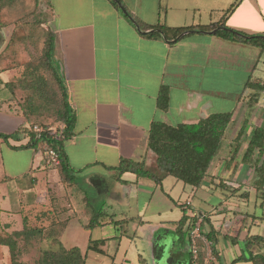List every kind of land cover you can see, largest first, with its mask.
Segmentation results:
<instances>
[{
  "label": "crops",
  "instance_id": "0c3cea01",
  "mask_svg": "<svg viewBox=\"0 0 264 264\" xmlns=\"http://www.w3.org/2000/svg\"><path fill=\"white\" fill-rule=\"evenodd\" d=\"M119 1L121 8L111 0H39L42 23L35 35L28 26L0 32V134L30 125L56 130L49 117L54 111L29 103L26 85L49 78L40 57L47 34H52L51 63L75 115L64 152L76 172L75 184H63L57 164L48 162L49 151L15 149L28 138L0 140V236L25 230L30 244L66 221L61 245L86 253L85 264H193L190 233L199 228L201 257L196 264H211L210 252L215 264L224 251L247 258L244 239L264 237L251 230L264 223V193L259 196L252 187L254 168L241 158L252 129L264 127V93L248 105L253 91L246 84L264 83V51L224 40L215 29L188 32L178 41L147 37L149 31L125 14L144 27L223 23L264 36V0ZM162 87L168 90L165 111L157 108ZM219 113H232V123L200 186L220 188L242 201L253 191L260 216L232 209L226 204L230 196L208 212L196 211L193 198L200 186H186L156 170V157L147 146L151 123L193 125ZM243 121L240 148L230 162ZM121 160L143 164L161 184L130 172L118 174L112 169ZM223 172L226 177H219ZM93 210L103 215L86 230ZM183 216L188 220L178 234ZM89 241H104L102 252L87 251ZM0 264H11L1 245Z\"/></svg>",
  "mask_w": 264,
  "mask_h": 264
},
{
  "label": "trees",
  "instance_id": "16d2710c",
  "mask_svg": "<svg viewBox=\"0 0 264 264\" xmlns=\"http://www.w3.org/2000/svg\"><path fill=\"white\" fill-rule=\"evenodd\" d=\"M17 0H8V4H14ZM120 8L119 0H111ZM39 0H35L38 4ZM231 8L230 10H232ZM229 10V11H230ZM228 11V12H229ZM125 17L131 19L144 31H149L147 37L163 36L167 41H178L188 32H210L216 30L215 35L228 41L247 44L258 47L264 51V36L247 35L243 32L226 28L223 23L209 26H193L183 28H171L166 25L142 26L128 12ZM40 57V62L49 73V78L43 81L27 83L31 91L28 97L29 103H42L54 111V134L49 130L52 126H38L39 131L33 130V126L19 127L10 134H0V140L6 142L9 139L18 140L20 137L28 138L25 146L15 149H32L37 151H54L58 158L57 169L63 184H75L76 172L70 167L64 144L71 139L75 124V115L69 106L66 89L60 79L59 74L52 66L53 39L52 34H47ZM246 88L253 91L248 105H254L261 93H264V83L248 82ZM157 108L165 111L168 108V90L162 87L157 98ZM232 113L212 114L193 125L170 126L159 122H153L148 132V149L154 153L156 170L165 176H170L182 182L186 186L198 187L207 175L208 169L218 153L220 143L225 138V132L232 123ZM246 121L241 123L236 136L233 139V149L230 155L232 162L240 148V140L244 134ZM241 163L251 165L254 168L252 187L259 196L264 193V127H255L247 146L243 152ZM111 170V169H110ZM118 174L130 172L136 176H143L160 185L161 179L156 175L144 170L141 163L130 160H121L119 165L113 168ZM103 215L102 212L93 210L89 223L84 227L91 230L98 225V221ZM188 218L183 216L177 223V233L180 234ZM116 223V222H115ZM66 227V221L59 222L54 228L41 235L42 240L49 243L47 249L40 252L37 264H85L86 253L81 252L77 247L65 249L61 245L60 236ZM28 242V234L25 230L12 232L4 237L0 236V245L7 247L11 264H23L20 261L21 246ZM104 241H89L87 251L101 253L99 249ZM244 246L247 258L238 257L231 264L247 261L251 264H264V254L260 251L264 249V237L250 236L244 239ZM214 257L218 260V254L212 249ZM200 255V253H199ZM201 257V255H200Z\"/></svg>",
  "mask_w": 264,
  "mask_h": 264
},
{
  "label": "rangeland",
  "instance_id": "374dc122",
  "mask_svg": "<svg viewBox=\"0 0 264 264\" xmlns=\"http://www.w3.org/2000/svg\"><path fill=\"white\" fill-rule=\"evenodd\" d=\"M38 10L39 8L37 4H35V0H17L14 4H8V0H0V32L3 34L4 29L10 30L11 28H13V26H28L34 31L33 35H35V30L39 28L42 23V18L37 14ZM33 52L34 54H36L35 51ZM0 95L2 96L3 93L0 92ZM49 117L50 119H54V112L53 115ZM38 155L41 156V153H38ZM225 173L226 172H223V174H221L219 177H226ZM206 180L208 181L209 178H206ZM225 196H230V201L226 204L229 205L232 209L240 208L244 213H249L251 215L255 214L256 216H260L263 213L258 206H255L258 200H256L253 191H251L248 200L242 201L238 199V197H233L231 199V193L228 191H222L220 188L215 189V187H212V189H208L204 185H201L198 188L197 195L193 198L195 210L200 211L201 213L208 212L213 209L212 207L219 206L221 202L222 204H225ZM203 197H207L208 199H203ZM259 224V226L255 225L251 227L252 233L263 235L264 223L260 222ZM220 244L222 245V242H220ZM20 246L21 255L19 259L23 264H37V261L40 257V252L43 249H47L48 247H50L49 243L42 240L41 237L36 238L30 244L27 243L25 246L20 243ZM234 253L231 255L227 254V252L224 251L219 263L230 264L231 260L239 255ZM210 263L215 264L216 262L211 261Z\"/></svg>",
  "mask_w": 264,
  "mask_h": 264
},
{
  "label": "built area",
  "instance_id": "2783aa9c",
  "mask_svg": "<svg viewBox=\"0 0 264 264\" xmlns=\"http://www.w3.org/2000/svg\"><path fill=\"white\" fill-rule=\"evenodd\" d=\"M33 130L38 132L39 131V128L38 126H34L33 127ZM56 131V130H55ZM55 131L53 132V130H49V133L50 134H54ZM48 162L50 164H58V158H57V155L54 151H49V155H48ZM200 237V234H199V228H194L191 233H190V249H191V255H192V262L193 264H196L198 259H199V250H198V246H197V239ZM209 259L211 261H213V256L210 252V255H209Z\"/></svg>",
  "mask_w": 264,
  "mask_h": 264
},
{
  "label": "water",
  "instance_id": "95a60500",
  "mask_svg": "<svg viewBox=\"0 0 264 264\" xmlns=\"http://www.w3.org/2000/svg\"><path fill=\"white\" fill-rule=\"evenodd\" d=\"M125 13V12H124ZM216 31H213V33H215Z\"/></svg>",
  "mask_w": 264,
  "mask_h": 264
}]
</instances>
